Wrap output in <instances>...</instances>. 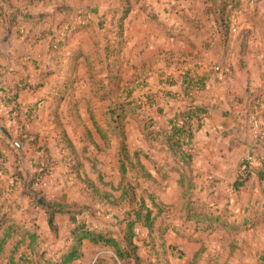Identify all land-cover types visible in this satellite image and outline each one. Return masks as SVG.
Returning a JSON list of instances; mask_svg holds the SVG:
<instances>
[{"label": "crops", "instance_id": "0c3cea01", "mask_svg": "<svg viewBox=\"0 0 264 264\" xmlns=\"http://www.w3.org/2000/svg\"><path fill=\"white\" fill-rule=\"evenodd\" d=\"M145 1L127 0L126 4L129 12L124 19H121V0H109L108 3H106V0H0V105L4 97V91L12 92L17 90V103L20 112L17 117L7 115L8 110L5 107L7 113L3 112L0 114V153L4 156L3 171H0V220L2 216H5V218L13 219L28 231L35 233L38 237L37 249L45 251L46 258L52 257L55 250L59 248L58 237L62 229L59 225L60 233L58 236L50 232L45 212L33 205L29 190L23 187L21 181L15 179L14 174L17 170H20L25 177L31 176L35 160L41 157V152L38 150L39 147L46 148L51 161L53 160L50 148L46 142L41 140L42 132L44 131L43 129H46V125L45 120H41L39 116L41 110L47 112L50 108L52 109L54 86L63 76L62 73H48L51 66L53 67V65L60 63L64 67L68 62L69 56L76 51L90 55V67L92 69L88 70L81 63L77 68L76 77L79 83L81 79L79 70L81 68L83 70L86 69L87 73H90L93 70V66L95 67L97 61H99L98 59L102 58L99 57L101 52H106L107 55H110L108 53L113 51L115 47L113 44L116 42L120 43L121 47L124 46V35L129 30L133 33L130 35L133 37V62L141 64L144 69L142 70L143 74L137 73V80H144L145 83L149 80L157 83L161 81L163 72L159 73L160 70L157 72L150 71L151 66L154 65L153 62H156L159 65H157L158 67L163 68V76L168 75V67L174 66L177 71L176 81H178L179 70L174 62L177 59L183 61L195 58L196 63L198 62L199 65L202 64L203 66L206 60L211 62V64L213 62L217 64L219 56L213 52L212 47L207 48L203 44V39L213 32L214 26L212 17L208 16L204 10L205 0H201L200 7L196 5V7H187L185 9L184 5L179 6V10L174 12L177 21L170 24L166 22L161 14L162 12L156 9L153 3ZM158 1L156 0L157 3ZM178 2H184V0H179ZM60 6L66 7L71 11L60 13L58 11ZM134 8L137 9L135 10ZM79 11L84 13L81 18L76 16ZM257 15V10H246L237 13L235 22L239 24L240 30L244 31L243 37L237 39V34L231 36L229 49L225 48L220 51V53L226 52L224 72L227 73L229 71L225 75L226 78H224L237 83V92H224L226 89L222 84L225 82L224 79H221L222 70L213 72L212 78L209 74L198 71L199 74H206L207 76L205 88L202 92L208 90V84L213 82L217 86L212 94L222 98L226 97L227 100L223 105H207L202 100L196 101L198 98L196 96L200 92L195 94V104L208 106L209 111L194 138L195 151L191 167H193L196 156L204 157V154L209 156L208 148L213 147V144L218 142L221 145L227 139L230 140L228 148L231 145L243 148V152L240 153L238 151L236 154L239 157L238 161L248 152L256 153L264 161V145L251 143L248 141L251 138L247 139L243 132L245 128L244 124H242V117L249 118L252 111L246 110L244 104H240L241 102L238 101V99L240 101L241 99H248V102L253 107L254 97L264 94V56L260 57L257 54L258 51L264 49V44L254 42L256 35H261L264 31H259L260 25H256ZM67 16L72 19L73 25L84 24V28L78 30L68 39L61 50L62 58L60 60H50L48 52L50 40L46 36V32L54 30ZM164 16L167 17V15ZM168 33L170 35L171 33L175 34V36H168ZM109 34L114 37L112 43L110 41L111 37H106ZM243 38L244 43L241 40ZM129 41L132 42L130 39ZM152 41H155L158 47L154 46ZM169 42L173 46L179 45L183 48L179 55L172 50L173 47L169 48L171 46L168 44ZM66 50L69 51L66 52ZM95 53L98 54L96 55ZM119 56L120 53L116 56L112 53L109 57L116 58L115 60L118 62ZM106 57L108 58V56ZM79 61L81 62L83 59ZM117 62L115 67L112 66L113 62L107 65L108 68H105L107 74L105 72L104 74L94 73V77L103 74L106 81H114L116 86L122 89L123 87L120 84L121 69L117 66ZM146 68L147 70H145ZM138 72L141 71L139 70ZM238 75L241 76L242 83H240ZM146 91L153 94L156 100L158 99L157 105L162 107L166 113L182 110L185 106V101L180 95L182 90L178 82L173 86L166 87V91L172 94L171 96L160 97V90L156 95V92L152 91L151 85L148 84ZM74 98H76V92ZM64 105L68 111L66 103L60 109L62 110ZM33 108L36 109L34 116L29 115V110ZM50 112L48 114L49 118H51ZM20 126H23L25 131L37 137L36 147L30 145V140H24L22 143L17 141V137L21 133ZM59 128L63 129L62 127ZM92 133H94V129ZM97 145H99L98 142ZM59 147H61V142L57 144L58 157L55 159L56 165L61 164ZM23 148H26V150ZM216 148L221 147L216 145ZM228 148H222L223 151L220 155L215 153L214 159H225L228 161L224 156V154H229ZM15 155L19 159L18 169L15 164ZM153 158L155 159V157ZM207 161L212 160L207 158ZM238 161L232 159L230 164H228L227 170L222 174L225 179L230 180L228 185L231 195L237 197L235 200L229 198V207L226 208L234 211V213L237 212L235 214L230 213L233 215L231 216V221L238 225L239 231H226V233H229V235H241L242 233L252 235L258 232L259 226L264 229V216L255 214L256 211L264 207V182L260 183L256 177L252 176L245 188H242L238 194L233 193L231 186L237 174ZM225 165L227 166L225 163L220 166ZM55 169V167H52L51 176L55 174ZM44 180L41 184L42 191L46 195L47 200H52L55 197L48 198L43 188ZM242 192L246 194L244 201L241 199ZM239 196L240 199H238ZM218 207L215 205L216 209ZM244 222L248 223L247 227L243 226ZM250 223L253 224L252 228H249ZM3 231L4 227H1L0 224V239ZM18 239L20 238L15 236L3 244L0 250V263L9 264L13 254L14 258L18 260L23 252L29 251L28 240L17 249ZM188 242H193L192 237L189 238ZM197 252L201 253L202 250L199 249L191 253L190 257L187 253L186 260L189 261L190 258V261H193L192 264H197L200 259L199 256L195 260ZM245 255L248 264H261L257 261V258L264 256V248H248Z\"/></svg>", "mask_w": 264, "mask_h": 264}, {"label": "trees", "instance_id": "16d2710c", "mask_svg": "<svg viewBox=\"0 0 264 264\" xmlns=\"http://www.w3.org/2000/svg\"><path fill=\"white\" fill-rule=\"evenodd\" d=\"M126 1L121 0L120 2L121 19H124L129 12ZM108 2L109 0H106V3ZM204 4V10L208 16L212 17L214 26L213 32L203 39V44L207 48L212 47L213 52L219 56L216 67L218 71L222 70V75L225 77L229 72H224L226 52L220 53V51L225 48L229 49L231 32L234 28L233 25L236 23L235 16L239 12L246 11L244 3L242 0H205ZM58 11L60 13H68L71 10L60 6L58 7ZM67 17H64V20L60 24L67 27V32L61 40L52 43L48 48L50 60H60L62 58L61 50L68 39L78 30L84 28V24L73 25L72 19L69 16ZM243 34L244 31L239 30L236 38H242ZM167 35L171 37L175 36L172 33L171 35L169 33ZM241 40L244 43V38ZM114 44L113 46L115 47L112 53L116 56L120 53L121 44L118 42ZM81 59L83 61L80 62L79 60ZM90 59V55L76 51L69 56L68 62L64 67L59 63L53 65V67L51 66L48 71V73H62L63 75L56 82L52 95L54 105L52 113L59 127H62L60 108L65 103L68 111L72 108L73 112H75L77 122H82L81 115L78 114V102H73L76 85L78 84L76 72L80 63L84 67L90 68ZM174 63L179 70L178 81H174L172 77L167 78V80H169L170 86L175 85L176 82L180 85L182 90L180 95H182L181 98L185 101V106L182 110L166 113L162 107L157 105L158 99L156 100L153 94L146 91L147 85L145 82V84L140 83L138 89L137 87L120 89L114 81H111V83H115V93L118 95V100L111 102L110 99L108 105L103 108V124H100L95 119L92 109L90 107L87 108V113L94 129V133H92L88 128H85L87 141L95 147L99 146L94 140V135H97L105 146V151L111 150L112 139H116L118 144L115 158L120 179L117 186L112 188L113 191L120 194L118 198L120 202H126L129 206V210L125 212L124 217L119 222L120 230L118 235L107 229L95 228L86 221L77 219L82 214V211L78 210L74 205L58 197L52 200L46 199L41 184L45 177L51 174V159L48 150L44 147H39L38 150L41 152V157L35 160L31 176L25 177L20 170H17L14 177L16 180L21 181L25 189L29 190L33 205L45 212L46 222L52 234L55 236L59 235L60 227L58 219L61 217H67L72 225L66 233L64 248L61 251L59 249L55 250L52 257L46 258L45 251L37 249L38 237L35 233L28 231L15 220L2 216L0 224L1 227H4V231L0 239V250L7 240L15 236L20 238L17 242V249L24 245L26 240L29 241V251L23 252L18 260L14 258L13 254L11 260H9V264H74L82 261L84 258V242L110 249L113 253L115 264H170L169 256L171 254L177 252L179 256H182L183 251H179L177 245L169 244L166 241L170 227L164 223L158 225V220L165 212L166 207L158 204L152 196H148L146 199L142 197L138 201L135 193L136 187L139 186L137 183L139 178L153 180L161 177L167 181L174 173L179 174V178L175 183L180 188L181 193L184 190L194 192L196 189L195 183L190 179L191 177L187 178V174L189 173L186 170H190L192 166L195 151L194 138L209 111L208 106L195 104L194 101L195 94L200 90H204L207 76L206 74H199L197 66H195V69H190L191 64L196 63L192 59H185L183 61L177 59ZM17 92V90L12 92L4 91L2 99V104L7 108L8 114L15 117L20 113L17 103ZM166 92V86L162 87L160 97L172 95ZM255 99L264 101V94L255 96L253 101ZM35 114V108L29 110V115L34 116ZM128 117L135 118L138 121L141 133L148 147L147 152L140 149L131 153L129 152L126 146L125 134V122ZM262 119L264 121V116ZM20 127L21 133L17 137V141L22 143L24 140H30V145L36 147L37 137L25 131L23 126ZM155 148L162 149L160 151L164 153V162H167V165L164 167L165 170L161 169L157 159H154L152 154L150 155V152L155 150ZM59 154L61 164L67 168H75L78 179L83 174H86L84 171L85 165L83 164L84 159L76 150L75 145L65 131H62ZM15 159L16 168L18 169L19 159L17 155H15ZM85 160L89 162L87 158ZM145 161L150 162L152 170L147 167ZM3 162L4 156L0 153V171H3ZM67 173H64V176L68 181L72 176L67 175ZM95 173L98 174L100 180V172L95 171ZM252 176L256 177L258 182H264V161L256 153L248 152L247 155L242 156L238 161L237 174L231 186L233 193L238 194L242 188H245ZM84 177H86L87 184L93 190H96L95 183L87 176ZM128 178L136 182L135 187H130L127 181ZM104 195L107 199L112 198L109 193H104ZM134 199L138 201L135 206ZM188 205V212H192L188 218L195 221L197 230H199L198 226H203V231H239L238 225H235L230 220L231 216H233L232 213L226 212V209L220 210L215 208L213 211L209 205L202 203L198 205L200 208L195 203ZM198 211H201V213ZM255 214L264 216V207L256 211ZM189 219L187 220L189 221ZM247 225V222L243 223V226L247 227ZM252 227L253 224L250 223L249 228ZM138 242L142 243V245L139 246ZM143 249L144 253H142ZM199 252L195 254V260L199 258ZM257 261L264 264V256H259ZM102 263L104 262L99 260L95 264Z\"/></svg>", "mask_w": 264, "mask_h": 264}, {"label": "rangeland", "instance_id": "374dc122", "mask_svg": "<svg viewBox=\"0 0 264 264\" xmlns=\"http://www.w3.org/2000/svg\"><path fill=\"white\" fill-rule=\"evenodd\" d=\"M147 1L153 3L154 7L162 12L161 14L163 18H165L166 22L169 24L175 23L177 21L174 12L175 10H179V6L181 7L182 5H184V8L186 9L187 7H196V5L200 7L201 4V0H184V2H178L179 0H159L158 3L156 2V0ZM242 1L244 3L245 10L258 11L256 25H260L259 31L263 32L264 0ZM134 9L136 10L137 8ZM76 14V16H79L80 18L84 15V13L81 11L77 12ZM164 15H167V17ZM60 24L54 30L47 31L46 36H48V38H55L56 33L59 31V29L61 27H66L61 26ZM233 26L234 28L232 29L231 36H235L240 30V26L238 23H235ZM131 34L133 33L129 30L124 35V46L121 47L118 62L115 60L116 58H112L113 55L112 57H109L112 52L110 55H107L106 52H101V56L99 57L102 58L98 59L99 61H97L96 59L97 64L95 67L93 66V70L90 73H87L86 69L83 70L81 68L79 70L81 79L76 85V98L73 99V102H78V114L81 115V123L77 122L74 114L75 112H73L72 108L67 111L65 105L62 107V110L60 109V121L64 130L60 129L58 125H56L57 123L54 120V116L52 115V112H50L53 111V103L52 109L50 108V110L47 112L41 110L39 114L41 120H45L46 125V129H43L44 131L42 132L41 140L42 142L47 143V146L50 148V151L52 153L53 160L50 161V166L56 168L55 174L52 176L50 175L44 180L43 188L46 191L48 198L58 197L63 201L74 205L78 210L82 211V214L77 219L86 221L95 228L107 229L113 232L115 235H118L120 230L119 222L124 217L125 212L129 210L128 204L126 202H120V200L118 199L120 194L116 191H113L112 188H115L117 186L120 179L115 158V152L118 144L116 139H112L111 150L105 151V146L101 143L99 137L97 135H94L95 142L99 143V146L95 147L91 145L89 141H87L85 128H89L93 132L92 124L87 113L88 107L92 109L95 115V119L100 124H103V108L108 105L110 99L111 102L118 100V95L115 93V83L106 81L104 78L105 76L103 75L104 72L107 74L105 68H108L107 65L110 62H113V67H115V64L117 62V66L121 69V87H137L138 89L140 83L145 84L144 80L136 79L138 78L139 73L143 74L142 70L144 69L141 64H137V62L135 61L133 62V37L130 36ZM106 37H111V43L114 41L113 35L110 36L109 34V36ZM129 39L132 42H130ZM255 41L263 45L264 33L261 35H256L254 42ZM152 42L154 46L158 47V44L156 45L155 41ZM168 44L171 45L169 46V48L173 47L172 50H174L178 55L183 50V48L179 45L173 46V44L170 42ZM68 51L69 50H66V52ZM188 52H190V50H188ZM95 54L97 55L98 53ZM257 54H259L260 57H263L264 49L258 51ZM105 55L108 56V58ZM192 61H195V58L192 59ZM153 63L154 65L151 66L152 68L150 69V71L157 72L158 70H160L159 73L163 72V74L161 75V81L157 83L156 81L149 80L148 82H146V85H151L152 91H155V94L157 95L158 91L161 90L162 87H170V84L168 83L169 80H167V78L172 77V79L176 81L175 78L177 77V71L174 66H170L167 68V70H169L168 75L163 76V68L158 67L159 65L156 62ZM195 66H197V72L199 71L201 73H207L211 78L214 74L213 72L217 71L215 62L211 64V62H208L207 60L204 66L202 64L199 65L198 62L192 63L190 69H195ZM90 68H88V70H90ZM139 70L141 72H138ZM145 70H147V68ZM94 73L103 74H101V76L99 75L97 77H94ZM238 77L240 83H242L241 76L238 75ZM225 78L221 73V79H224L225 81H223L224 83H222L226 89L224 92H237V83L234 81L231 82L232 80L229 81V79ZM216 86V83L210 82L208 84V90H205V92H202L203 90H200V93L198 92L199 94H197L196 96L198 97L196 101L202 100L207 105L216 104L217 106H219L225 104V101L227 100L226 97L222 98L212 94ZM108 91L110 92L108 93ZM238 101L241 102L240 104H244L246 110L252 111L249 118L242 117V124H244L245 128L243 132L246 138H251L248 140L251 143L264 145V143H260L255 138L253 129L255 115L258 114L263 118L264 114L260 113L258 106L254 105L252 107L250 105V102H248V99H241V101L238 99ZM3 112L7 113L5 107H3L1 103L0 114H2ZM49 112L51 113V118H49L48 116ZM7 115L9 114L7 113ZM62 130L67 133L70 140L75 145L76 150L84 159L83 164L85 165L84 171L86 172V174L80 176L79 179L76 176L75 168L68 167V169L63 164H55V159H57L58 157L57 144L61 142ZM125 132L126 146L130 153L139 149L147 152V144L145 143L142 136L140 125L135 118H127L125 122ZM229 142L230 140L227 139L225 140V142H222L221 145L219 144V142L213 144V147L208 148L207 152H209V156L204 154V157L200 155L195 157L193 167H191L190 170H186V172L188 171V173L190 174H187V178L191 177L190 179L195 183L196 189L194 192L185 190L182 193L180 192V188L175 183V181L179 178L178 173H174L167 181H165L166 179L161 177L153 179L155 181L143 178H139L137 181L139 186L136 187L137 189L135 190V193L138 201L142 197L146 199L148 196H152L158 204L164 205L166 207L165 212L158 220V225L164 223L170 227L166 236V241H168L169 244L177 245L179 247V251H183L182 256H179L177 252H174L169 256L171 264H192L193 261H190V258L189 261L186 260V254L188 253L190 257L191 253L198 251L199 249L202 250V252L200 253L202 255H200V259L197 264H248V260L245 255L247 249L253 247L258 249L261 247L264 248V229L262 226H259L258 232L252 235H247L245 233H242L241 235H229V233H226V231L224 232L222 230L203 231V226H198L199 230H197L195 221L188 218L189 215L192 214V212H188V204L192 203L197 204L196 206H198L200 203L207 204L213 211L215 210V205H217V207L219 206L218 209L220 210L226 209V212L229 211L234 213V211L228 210L226 207H229V198H233L235 200L237 197L231 195L228 185L230 183V180L225 179L222 174L225 173L228 168V164H230V161L232 159L238 161L239 157L236 154L238 151L240 153L243 152V148H241L240 146L234 147V145H231V147L228 148ZM216 145L221 148H216ZM222 148H228L229 150V154H224L225 158L228 159V161L225 159H214L215 153H218V155L222 154ZM23 149L26 150V148ZM160 150L159 148H155V150H152L150 152V155L152 154V157H155V159H157V161L159 162V167L165 170L164 167L167 165V162H164V153ZM86 158L89 162L85 160ZM207 158H210V160L212 161H207ZM224 163L227 164V166L225 165L221 167L220 165ZM145 164L150 170L153 169L149 161H145ZM73 165L75 166V164ZM95 171L100 172V180L98 178V174L95 173ZM71 172L72 174H70ZM64 173H67V175L72 177H70V179L67 181L65 179V176H63ZM84 176H87L95 183L96 190H93L92 187L87 184L85 180L86 177ZM127 181L130 187L136 186V182H134L132 179L128 178ZM104 193H109L112 198L107 199ZM242 193L243 194L241 196V199L242 201H244L246 194L244 192ZM238 199H240V196L238 197ZM137 200L134 199V206L135 204H137ZM198 212L201 213V211ZM227 216L229 215L227 214ZM187 219H189V221ZM58 223L62 229L61 234L58 237V249L61 251L66 243V233L72 223L67 217H62L60 220H58ZM191 237L193 242H188L189 238ZM138 243L139 246L142 245V243ZM83 252V260L74 264H95L99 260H102L104 262L102 264H115L113 253L108 248H103L86 242L83 248ZM144 252L145 251L143 249L142 253Z\"/></svg>", "mask_w": 264, "mask_h": 264}, {"label": "built area", "instance_id": "2783aa9c", "mask_svg": "<svg viewBox=\"0 0 264 264\" xmlns=\"http://www.w3.org/2000/svg\"><path fill=\"white\" fill-rule=\"evenodd\" d=\"M66 32H67V27H61L59 31L56 33L55 38H49L50 45L52 43H56L59 40H61ZM253 105L258 106L260 113L264 114V101L263 100L255 99ZM254 118L255 120L253 122L254 123L253 129H254L255 138L260 143H264V121L262 117H260L258 114H256Z\"/></svg>", "mask_w": 264, "mask_h": 264}]
</instances>
